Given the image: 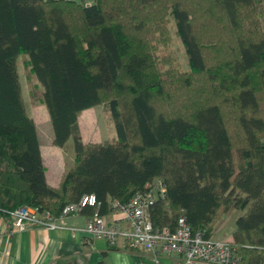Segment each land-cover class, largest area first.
<instances>
[{"label": "trees", "instance_id": "16d2710c", "mask_svg": "<svg viewBox=\"0 0 264 264\" xmlns=\"http://www.w3.org/2000/svg\"><path fill=\"white\" fill-rule=\"evenodd\" d=\"M263 2L0 0V214L29 206L59 216L95 195L102 216L160 180L167 198L149 210L156 229L175 230L184 216L209 239L219 209L234 207L244 211L231 241L239 264H264V31L256 17L243 19ZM215 11L227 55L209 66L196 23ZM169 17L188 72H166L158 54ZM21 55L41 85L34 99L47 108L53 144L73 142L75 161L58 187L47 182L22 99ZM198 78L208 92L199 93ZM104 97L116 139L84 143L78 119Z\"/></svg>", "mask_w": 264, "mask_h": 264}, {"label": "built area", "instance_id": "2783aa9c", "mask_svg": "<svg viewBox=\"0 0 264 264\" xmlns=\"http://www.w3.org/2000/svg\"><path fill=\"white\" fill-rule=\"evenodd\" d=\"M166 194L167 187L159 180L150 186L149 191L137 192L127 203L113 202L111 210L118 216L113 224H109L99 214L100 205L95 195H85L79 202L68 204L59 216L23 206L7 216L0 214V221L7 222L10 233L24 231L28 225L55 230L59 228L61 219L80 214L87 208H94L95 212L86 226L89 235L104 238L111 244H116L122 238L124 246L130 250L151 252L152 264H162L161 254L175 257L174 264H239L232 242L206 238L205 232L193 230L184 216L179 218L175 230L156 229L150 221L149 210L157 200H166ZM121 221L128 227L121 229ZM1 236L0 231V238Z\"/></svg>", "mask_w": 264, "mask_h": 264}, {"label": "crops", "instance_id": "0c3cea01", "mask_svg": "<svg viewBox=\"0 0 264 264\" xmlns=\"http://www.w3.org/2000/svg\"><path fill=\"white\" fill-rule=\"evenodd\" d=\"M81 117L78 125L83 137ZM31 118L36 123L47 182L51 187H58L63 174L74 164L73 142L70 144L69 141L72 140H69L65 145L70 150L66 154L62 148L53 144L54 133L45 128L44 122L40 125H44L42 130L40 123ZM92 215V209L88 208L80 214L61 219L58 229L49 230L28 225L26 230L14 233H10L7 222L1 220L0 264H152L151 252L130 250L124 246L122 238L116 244H111L104 238L89 235L86 226ZM102 217L109 224H113L116 217L118 218L113 210ZM119 226L121 229L128 227L122 221ZM160 257L162 264H174L176 261L173 256L161 254Z\"/></svg>", "mask_w": 264, "mask_h": 264}, {"label": "rangeland", "instance_id": "374dc122", "mask_svg": "<svg viewBox=\"0 0 264 264\" xmlns=\"http://www.w3.org/2000/svg\"><path fill=\"white\" fill-rule=\"evenodd\" d=\"M89 3V1H88ZM264 9V2L263 5H261ZM264 11L262 9H259L257 11L258 14L256 16L253 15V11H251V14L253 17L243 18L244 24H247V26L254 21L253 18L258 20V23L260 24L261 29L264 31ZM214 15L209 18H199L196 23V30L198 33H200V39L206 46L205 51L207 52L208 58H210L211 63L209 66H213V64H216V61L219 60L218 56L220 54L222 55V59H220V62L216 65H221V62H224V56L227 55L226 52V39L223 33L228 30L224 26L219 25V21H217V15L218 12H213ZM255 13V12H254ZM173 20L169 17L168 26H167V41L165 40L163 44L160 46L159 49V56H162L165 59L164 62V70L170 71L171 74H176V72H188L189 65H188V58L186 56V52L184 49V46H182L181 40L178 38L176 33V27ZM213 22V24H212ZM257 23V26L259 25ZM221 26V27H220ZM246 26V25H245ZM202 30V31H201ZM261 30V31H262ZM209 34V35H208ZM230 44V43H229ZM28 56L27 55H21L17 60V66H18V73L20 78V84H21V91H22V99L25 105L26 112L29 116L33 117L38 121L39 126L41 123L44 122V125L46 126L49 131L53 132V127L51 126V122L49 119V115L47 114V108L46 106L40 102H38V99L35 98V91L36 92H42L41 85L32 77L30 65L28 64ZM195 87L201 89L199 93H204L205 91L208 92L203 83V79H196ZM194 83V82H193ZM203 87V88H200ZM176 96V95H175ZM177 99H180L181 102H184L186 106H189V102L185 99V96L178 97ZM103 99V98H102ZM192 101V100H191ZM109 102V99L107 97H104L102 103L99 106H96L89 111H85L82 113L81 117V127L83 131V137L85 139L82 140L85 143H102L106 141H113L116 139V130L114 126V121L112 119L111 112L109 111V107H107V103ZM178 102V101H177ZM176 102V103H177ZM191 103L190 105H192ZM188 109V108H187ZM46 122V124H45ZM44 125L40 126V128L43 130ZM81 134V133H80ZM81 137V136H80ZM71 144L72 141H69ZM62 150L68 154L70 153L67 147H63ZM159 181V180H157ZM155 180L154 183H157ZM153 183V184H154ZM244 213V211L239 210L237 208H230L228 211L219 209L216 220L214 221L213 229L209 238L211 240L215 241H232L233 240V232L236 230V221Z\"/></svg>", "mask_w": 264, "mask_h": 264}]
</instances>
